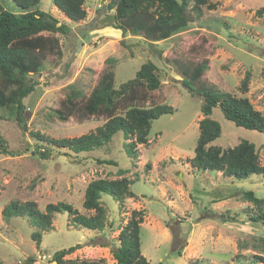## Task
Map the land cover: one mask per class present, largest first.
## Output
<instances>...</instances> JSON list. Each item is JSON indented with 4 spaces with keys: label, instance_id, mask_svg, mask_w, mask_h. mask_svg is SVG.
Here are the masks:
<instances>
[{
    "label": "rangeland",
    "instance_id": "374dc122",
    "mask_svg": "<svg viewBox=\"0 0 264 264\" xmlns=\"http://www.w3.org/2000/svg\"><path fill=\"white\" fill-rule=\"evenodd\" d=\"M0 1L11 11H22L14 0ZM110 1L86 0L87 17L81 23L71 22L52 0H42L37 6L71 22L72 30L68 35L56 34L63 54L47 56L41 83L24 100L26 127L0 109L4 116L0 138L10 152L0 153V260L24 264L31 256L33 264H56L52 261L56 251L82 244L65 258L104 259L115 264L111 248L119 244L120 230L133 209H143L141 250L149 264H264L253 260L261 254L253 242L264 235V225L254 233L247 226L245 211L252 204L244 196L249 190L264 196V175L239 179L192 165L203 98L189 92L169 61L183 59L202 47L200 57L209 60L205 77L226 91L248 96L264 113V0H210L215 8L203 6L197 21L157 42L113 27V10H105ZM110 56L117 63V85L134 77L144 62H155L162 81L154 93L156 101L175 111L153 120L148 142L137 144L134 157L125 144L135 138L127 140L119 131L99 148L79 153L58 148L51 158H41L34 152L37 138L31 132L50 138L77 137L106 122L96 116L62 121L53 111L72 82L88 94ZM248 70L251 78L244 94L240 84ZM212 117L222 127V134L212 144L234 147L249 140L264 164L263 132L237 126L219 107ZM105 159L118 165L100 162ZM120 168L129 169L126 176L134 180L130 187L134 196L125 198L122 207L112 195L102 193L108 211L104 230L74 224L68 211L56 213L52 226L43 230L28 216L6 217L3 213L12 201L32 200L43 211L49 203L63 201L82 214L93 215L94 211L83 206L88 183L98 177L119 178ZM37 230L41 233L39 246L32 235Z\"/></svg>",
    "mask_w": 264,
    "mask_h": 264
},
{
    "label": "trees",
    "instance_id": "16d2710c",
    "mask_svg": "<svg viewBox=\"0 0 264 264\" xmlns=\"http://www.w3.org/2000/svg\"><path fill=\"white\" fill-rule=\"evenodd\" d=\"M22 11H11L0 1V109H4L23 127L27 106L25 98L32 94L41 83L40 75L45 69L47 56H62L59 36L68 35L71 22L81 23L87 17L86 0H52L71 21L59 19L50 11L39 9L42 0H14ZM215 8L210 0H116L112 11V26L124 34L142 36L157 42L168 39L198 20L202 7ZM107 10V6L105 7ZM48 34H44V33ZM202 47L193 49L183 59L169 60L170 65L182 77L189 92L203 98V118L199 122V135L192 165L222 172L225 176L245 179L252 174L264 175V164L256 145L242 140L234 147H221L212 142L222 134L221 124L212 117L213 110L219 107L224 116L237 126L254 129L264 133V113L254 107L248 96H238L220 88L205 77L209 60L200 57ZM194 52V53H193ZM61 59V58H60ZM117 63L114 57L106 59V66L100 72L94 86L87 94L77 82H72L64 90L65 95L54 108L53 115L62 121L70 117L79 120L91 116L105 118L106 122L89 133L77 137L50 138L45 134L31 132L37 138L34 152L41 158H51L58 148H69L74 152L90 151L101 147L119 131L125 133L126 150L131 157L137 152V144L148 142L153 120L175 109L167 103L156 101L155 91L162 81L158 66L149 60L136 71L135 76L116 84ZM251 72L248 70L241 81L240 89L245 94L249 89ZM149 103L150 105H147ZM4 116L0 113V120ZM0 153H8L4 139L0 138ZM43 147V148H42ZM43 149V150H41ZM10 153V152H9ZM118 165L112 159L100 160ZM119 178L98 177L92 179L84 195L83 206L94 211L93 215L80 213L71 203H49L45 211L36 201H12L5 206L6 217L28 216L35 226L48 229L53 216L68 211L74 224L92 230H104L108 224V211L101 201L102 193H108L124 206L125 198L134 196L131 184L134 180L126 174L129 169L120 168ZM252 207L245 212L252 232L264 225V196L255 195L251 190L244 192ZM145 210L133 209L130 218L118 235L119 244L111 248L115 264H149L141 250V227ZM41 241L40 231L32 234ZM94 245L95 244H91ZM253 245L261 254L253 256L255 262L264 263V235L256 236ZM103 246V244H102ZM82 244L56 251L52 261L56 264H108L104 259L65 258ZM29 257L24 264H33ZM0 264L3 262L0 260ZM201 264V262H194Z\"/></svg>",
    "mask_w": 264,
    "mask_h": 264
},
{
    "label": "water",
    "instance_id": "95a60500",
    "mask_svg": "<svg viewBox=\"0 0 264 264\" xmlns=\"http://www.w3.org/2000/svg\"><path fill=\"white\" fill-rule=\"evenodd\" d=\"M116 0H111L108 4H107V9L108 10H112L115 6Z\"/></svg>",
    "mask_w": 264,
    "mask_h": 264
},
{
    "label": "clouds",
    "instance_id": "9594fccd",
    "mask_svg": "<svg viewBox=\"0 0 264 264\" xmlns=\"http://www.w3.org/2000/svg\"><path fill=\"white\" fill-rule=\"evenodd\" d=\"M113 9H114V8H113ZM113 9H112V10H113Z\"/></svg>",
    "mask_w": 264,
    "mask_h": 264
}]
</instances>
